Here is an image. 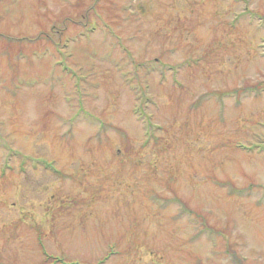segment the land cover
Returning a JSON list of instances; mask_svg holds the SVG:
<instances>
[{
	"label": "rangeland",
	"instance_id": "374dc122",
	"mask_svg": "<svg viewBox=\"0 0 264 264\" xmlns=\"http://www.w3.org/2000/svg\"><path fill=\"white\" fill-rule=\"evenodd\" d=\"M59 259L264 264V0H0V264Z\"/></svg>",
	"mask_w": 264,
	"mask_h": 264
},
{
	"label": "trees",
	"instance_id": "16d2710c",
	"mask_svg": "<svg viewBox=\"0 0 264 264\" xmlns=\"http://www.w3.org/2000/svg\"><path fill=\"white\" fill-rule=\"evenodd\" d=\"M164 68H165V66H164ZM150 70V69H149ZM132 81V80H131ZM152 102V99L150 98H147L146 96H144V97H142L141 99H140V106H148V104H150ZM137 109H138V107H137ZM136 113H137V115L139 116V120H142L143 121V126H144V128L147 130V132H146V134L148 135V136H153V133H154V129H157V130H159V127H156V126H154L153 125V123H152V119H151V116H150V114H147L145 111H136ZM171 203L173 204V203H177V201H175V200H171ZM171 203H169V204H171ZM180 214H186V215H188V216H191V212L189 211V210H181L180 211ZM192 223H193V221H192ZM193 225H195V223L193 224ZM211 229L210 227H208L207 226V229L205 228V229H200L199 230V232L203 235V234H205L207 237H211L212 235H213V233H212V231L211 230H209V229ZM213 230V229H212ZM2 259H3V256H2ZM1 262V261H0ZM55 263V262H54ZM62 263H64L62 260H58V262L56 263V264H62ZM66 264V263H65Z\"/></svg>",
	"mask_w": 264,
	"mask_h": 264
}]
</instances>
